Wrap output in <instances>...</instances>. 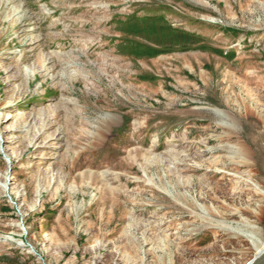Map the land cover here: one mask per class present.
<instances>
[{
    "label": "rangeland",
    "instance_id": "obj_1",
    "mask_svg": "<svg viewBox=\"0 0 264 264\" xmlns=\"http://www.w3.org/2000/svg\"><path fill=\"white\" fill-rule=\"evenodd\" d=\"M259 242L264 0H0V264Z\"/></svg>",
    "mask_w": 264,
    "mask_h": 264
},
{
    "label": "bare ground",
    "instance_id": "obj_2",
    "mask_svg": "<svg viewBox=\"0 0 264 264\" xmlns=\"http://www.w3.org/2000/svg\"><path fill=\"white\" fill-rule=\"evenodd\" d=\"M246 155L250 157L249 153H246ZM262 155H263V153H262ZM242 163L247 165V166H249V167L253 166V163L251 161H249L248 159H244L242 161ZM17 243L20 244L21 246H23L21 241H17ZM256 246L258 247V250H259L258 253H257V256H256V258H258V257H260V256H262L264 254V242H259L258 244H256ZM253 260L249 264H251L253 262Z\"/></svg>",
    "mask_w": 264,
    "mask_h": 264
},
{
    "label": "water",
    "instance_id": "obj_3",
    "mask_svg": "<svg viewBox=\"0 0 264 264\" xmlns=\"http://www.w3.org/2000/svg\"><path fill=\"white\" fill-rule=\"evenodd\" d=\"M251 264H264V254L253 260Z\"/></svg>",
    "mask_w": 264,
    "mask_h": 264
}]
</instances>
